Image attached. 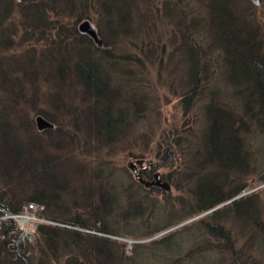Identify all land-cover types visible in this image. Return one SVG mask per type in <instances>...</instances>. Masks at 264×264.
<instances>
[{
  "label": "rangeland",
  "instance_id": "rangeland-1",
  "mask_svg": "<svg viewBox=\"0 0 264 264\" xmlns=\"http://www.w3.org/2000/svg\"><path fill=\"white\" fill-rule=\"evenodd\" d=\"M5 1L12 3L7 18ZM5 1L0 0V108L17 105L16 122L35 123L38 112L51 113L65 129L51 136L64 141L60 153L49 135L44 138L51 152L65 161L57 173L64 186L58 213L34 202L19 213L0 210V247L1 233L9 230L3 228L5 223L17 225V231L9 232L17 233L12 263L21 264L20 254L32 264L46 261L41 253L32 252L40 248L39 227L52 225L81 233L84 242L88 235L117 241L112 249L120 262L114 264H264V129L243 119V90L231 72L230 50L219 35L220 27L212 22L214 0H112L110 6L111 0H70L76 12L66 11L60 20L65 26L61 37L60 23L50 31L47 20L37 25L20 15V2L28 0ZM226 6L228 17L254 26L252 40L264 56V0L259 5L226 0ZM86 20L97 28L107 49L89 39L97 48L89 50L81 42L73 27L78 31ZM34 31L45 32L39 42ZM189 53L199 55L200 77ZM79 59L92 65V82L108 85L104 99L84 91L73 67ZM16 63V72L7 73ZM56 65L59 70L53 69ZM9 75L24 83L6 90L9 83L4 82L9 81L2 77ZM210 105L237 120L233 124L237 133L227 136L221 156L223 147L215 149L210 133ZM105 116L108 123L101 133L96 127ZM38 127L33 126V135L44 137L45 128ZM214 158L227 163H215ZM238 158L247 159L245 167L244 162L233 165ZM130 164L138 170L148 167L146 176L139 173L144 182L154 181L149 175L155 174L161 185L139 182ZM0 187L5 190H0L3 203L9 190L3 183ZM230 193L234 196L223 200ZM220 199L215 207L200 209ZM237 200L248 202L237 211L233 205ZM30 204L35 209L28 208ZM54 212L62 220L52 221ZM59 237L62 256L47 264H75L68 262L70 249L64 252L65 236ZM86 249L80 258L94 264V249ZM6 258L0 264H9Z\"/></svg>",
  "mask_w": 264,
  "mask_h": 264
},
{
  "label": "trees",
  "instance_id": "trees-1",
  "mask_svg": "<svg viewBox=\"0 0 264 264\" xmlns=\"http://www.w3.org/2000/svg\"><path fill=\"white\" fill-rule=\"evenodd\" d=\"M20 3L22 4L21 7L23 8L21 10L22 13L20 14L22 17H25L28 21L34 20L33 22L35 24L37 23V25H39L38 22H44L47 20L48 24H45V26L46 28L50 29V31H52L51 28L56 29V25L59 24L60 20L64 18V14L66 13V11H69L73 14H75L76 12L72 9V2L70 0H28V3L26 4L24 3V1H21ZM112 3L113 1L111 0L109 2V6ZM5 5L8 6V8L6 7V10L8 9L6 13L7 15L5 14V17L7 18L12 13V3L5 1ZM104 6L105 9H107L106 5ZM210 7V10L214 13V18L212 22L220 27L219 35L222 37L224 36V45H226V48H229L230 50L228 53L230 54V56L228 58L229 64L231 65V72H233V76L240 81V89L243 90V94H240V96H242L244 100V107L246 110V114L243 119L251 127H262L264 129V56L262 52L258 51V45H255L256 43L252 40V37L255 36V31H252L254 26L248 25L241 19H232L228 17L226 13L228 11V7L226 6V0L211 1ZM59 25L62 31L61 34H59V37H61L65 26H63L62 22ZM73 28L76 34L79 35L82 39L81 42H85V44H87V48L89 50L95 51L97 49L92 47V44L89 43L90 40L88 38L78 33L76 27ZM35 34H37L36 36L39 42L40 40H42L45 32H35ZM28 36L29 34H26L25 38H27ZM87 39L88 41H84ZM104 43V48L107 49L108 46L106 45V42ZM81 51H83V54L84 50H80V52ZM193 53H189L192 54V56L194 55V60L192 59L190 61H193V70L200 77V75L202 74V67L199 62H196L199 55L197 53H195L196 55ZM18 65L19 64L16 63L15 69L12 68L8 70L7 73H11V71L16 72V67ZM57 66L58 65L54 66V68L52 66V68L54 70H59V68L56 69ZM73 67L75 68L76 73L79 74L80 79L83 82L85 88L84 91H86V93L89 95H92L93 93L94 96H96L98 99H104L106 96V88H108V85L100 83L98 81L92 82V65L89 63L85 64L83 60L79 59L76 65ZM2 78L4 80L9 81L4 82L9 83L10 85V87L9 85H7L6 90H8L9 88L12 90L14 86L17 87L20 83H24V81H20L16 79V77L10 75L7 78ZM10 78L13 81H11ZM27 80L28 78H25V81ZM23 98L25 97L23 96ZM9 102L10 100H8L7 103ZM23 102L27 106L29 103V99H23ZM211 105L208 107L209 111H207L209 114V119H212V122L210 124V133L215 141V149L217 147H223L220 148L221 151L218 152V155L220 154L221 156V153H223V149L227 147V136L232 134V132L237 133V128L235 131L233 128V124L234 122H237V120L229 111L221 112L219 108H212ZM15 106L17 105L12 104V106H10V104H4L2 105V108H0V184L3 183L4 186H6L5 189L9 190L6 191V194H8V196L2 199L4 202L0 203V210H2V213L4 214L19 213L23 210L25 205L34 202L43 204L46 206V208L49 209L55 208L58 213L59 206H61V193L64 189V186L59 183L60 176L57 173H60L62 164H65V161L64 158H62V156H60L59 154L52 153L54 151L51 152V145L54 144L56 146V152L60 153V149H62V143L64 141L60 138L52 139L51 136L53 135V137H57L59 136V134H62L63 130H65L63 129L64 125H62L61 121H58L59 119L56 115L51 113L49 115L45 114L44 112H38L37 116H42L48 122V124L51 125V127H47L43 131L45 133L41 134V136L44 137H40V134L38 133H36L37 136H35L33 135L34 131H32V128L36 123H34L33 119H31L32 122L30 121V119H28L27 121L21 119L20 122L15 121L16 117L18 116V114L15 115ZM215 106L224 109L222 105L219 106L218 104H215ZM22 110L28 111V108H22ZM211 111L212 113H210ZM90 113L93 114L94 112L91 111ZM111 117L112 114H110L108 118L110 122L112 120ZM98 120L96 121V123L98 122ZM100 120L101 126L98 125L96 129L98 128L99 130H97L103 133L102 130H106L105 126L107 125L108 120L106 116L101 118ZM238 121L239 123H243V121L240 119ZM114 123L116 125H119L120 121H115ZM24 134L27 135L24 136ZM46 135L50 136L51 139L49 140L52 141L51 145L48 144L50 143L48 142L49 140L44 139ZM66 138L67 140L69 139L68 137ZM228 152H232V155L236 153L234 150H229L227 151V153ZM238 159L239 160L235 159L233 165H243L242 163L244 161L242 160H244V158ZM213 160L215 163H219L221 162V160H224V162L227 163L225 159L221 158H214ZM230 162L231 161L229 160L228 164H230ZM246 163L247 159H245L244 167L246 166ZM0 190L5 191L3 187H0ZM233 196L234 195L230 193V195L226 196L223 200L226 201L232 198ZM223 200H215L208 204H204L200 209H211ZM246 202H248V200H237L235 203H233V205L235 206V208L237 207V210L239 205ZM53 214L54 216L48 215L50 216V219L52 221L62 220L55 216V212ZM5 226H9V230L5 229V231L1 233L4 240L3 242H1L0 259L3 258V256L5 255V258L7 257L9 260L8 263L13 264L11 260L13 258L12 253H15V245L12 243L16 241L15 237L17 233L10 236L9 232L17 231V225L10 222L8 224L5 223L3 228ZM216 234L218 235V233ZM38 235V243L40 245V248L36 247V249L32 252V255L34 256L38 253H41L42 257H45L44 260H46H39V264H47L49 262H54L51 259H53L54 257L62 256L60 249L58 248V244L59 242H61L59 236L62 235L66 238L64 239V244H62L64 252L66 253L67 250L70 249L69 252L70 254H72V257L68 258V262L70 260H74V263L78 264L75 262V260H78L79 262L82 260L81 262L85 264L83 261L84 259L80 258V253L82 250L87 251L86 248L88 246L94 249V264H114L115 261L120 262V258L114 256L116 252L115 249H112L114 247L116 248L119 243L117 241H112L105 237L88 235L90 239H88L87 242H84L81 240V233L64 227H54L52 225H41L38 230ZM167 239H169V237L164 238L160 241V243ZM7 242L10 243V247H7ZM64 252L63 255L65 254ZM18 259L21 264H32V261L29 257L26 260L21 254ZM59 260L60 259L55 261L58 262ZM88 262L90 263L91 261ZM14 264H17V262H15ZM55 264H60V262Z\"/></svg>",
  "mask_w": 264,
  "mask_h": 264
},
{
  "label": "water",
  "instance_id": "water-1",
  "mask_svg": "<svg viewBox=\"0 0 264 264\" xmlns=\"http://www.w3.org/2000/svg\"><path fill=\"white\" fill-rule=\"evenodd\" d=\"M255 4L259 5L260 4V0H252ZM80 30L83 32V33H87L89 36H91L95 42H96V45L99 46V47H104V42L102 39L99 38L98 36V32H97V29L94 25H92V23H90L89 21H85L83 22L81 25H80ZM40 128L42 129L43 127H51L50 124L44 122V121H41L40 124H39ZM138 164L141 166L142 165V162L141 161H138ZM130 169L135 173L136 175V178L138 179L139 182L143 183L144 180L143 178L141 177V175L139 174L138 170H137V166L134 165V164H130ZM159 178V177H158ZM143 181V182H142ZM144 185L149 187L150 183H146L144 182ZM163 186V185H162ZM165 189H169V185L168 183H165L164 186H163ZM236 200V199H234ZM233 200V201H234ZM232 202V200L230 201Z\"/></svg>",
  "mask_w": 264,
  "mask_h": 264
},
{
  "label": "bare ground",
  "instance_id": "bare-ground-1",
  "mask_svg": "<svg viewBox=\"0 0 264 264\" xmlns=\"http://www.w3.org/2000/svg\"><path fill=\"white\" fill-rule=\"evenodd\" d=\"M86 21H89V20H86ZM85 22V21H84ZM90 22V21H89ZM91 23V22H90ZM93 25V24H92ZM97 29V28H96ZM97 32H98V30H97ZM78 33L80 34V35H82V36H85L86 38H88V39H90L91 41H93L94 43H95V45H96V42H95V40L91 37V36H89L87 33H83L81 30H80V26H79V28H78ZM98 36H99V38L100 39H102L101 37H100V35H99V32H98ZM82 40V39H81ZM104 42V41H103ZM97 46V45H96ZM41 121H44V122H46V123H48L42 116H37L36 118H35V123L37 124V126L40 124V122ZM47 127H45V129H46ZM38 130L39 131H43L41 128H39L38 127ZM137 170H138V168H137ZM138 172L140 173V171L138 170ZM241 197H244V195L242 196H239V198H241Z\"/></svg>",
  "mask_w": 264,
  "mask_h": 264
},
{
  "label": "flooded vegetation",
  "instance_id": "flooded-vegetation-1",
  "mask_svg": "<svg viewBox=\"0 0 264 264\" xmlns=\"http://www.w3.org/2000/svg\"><path fill=\"white\" fill-rule=\"evenodd\" d=\"M148 169V167H142V168H140V174H142L143 176H146V173H147V170ZM149 178H152V180H154V181H152V182H148V183H150V185L149 186H151V185H153V184H160L161 185V183L159 182V179H161V178H158L157 177V175H149ZM151 183H153V184H151Z\"/></svg>",
  "mask_w": 264,
  "mask_h": 264
},
{
  "label": "built area",
  "instance_id": "built-area-1",
  "mask_svg": "<svg viewBox=\"0 0 264 264\" xmlns=\"http://www.w3.org/2000/svg\"><path fill=\"white\" fill-rule=\"evenodd\" d=\"M28 208H30V209H35V207H34V205L33 204H30L29 206H28Z\"/></svg>",
  "mask_w": 264,
  "mask_h": 264
}]
</instances>
